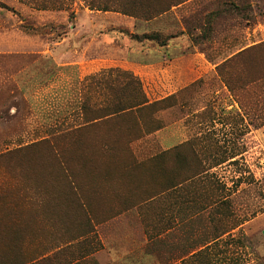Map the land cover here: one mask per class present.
<instances>
[{
	"label": "rangeland",
	"instance_id": "obj_1",
	"mask_svg": "<svg viewBox=\"0 0 264 264\" xmlns=\"http://www.w3.org/2000/svg\"><path fill=\"white\" fill-rule=\"evenodd\" d=\"M119 2L0 0V264H264V55L222 68L235 92L218 68L264 42V0ZM112 68L157 104L82 127Z\"/></svg>",
	"mask_w": 264,
	"mask_h": 264
},
{
	"label": "trees",
	"instance_id": "obj_2",
	"mask_svg": "<svg viewBox=\"0 0 264 264\" xmlns=\"http://www.w3.org/2000/svg\"><path fill=\"white\" fill-rule=\"evenodd\" d=\"M126 1L122 0V3L119 2L118 4L119 11L122 14L149 21L188 0H130L129 5H124ZM89 6L92 10L107 11L106 7L95 6L93 2ZM259 54L264 55V42L239 52L218 67H221L220 76L231 92H235L238 86L231 81V76H225L221 72L223 71L222 68H226L228 65H240L244 62L245 56L252 55L254 58H258ZM87 81L83 87L84 97L77 112V115L79 114L82 117V127L93 122L126 116L129 113L139 115L156 103H150L141 81L129 71L112 68L106 70L100 77L92 76ZM249 82L264 85V69L254 75ZM97 114L100 115L97 116ZM92 115L94 116L91 118ZM57 128L50 129L49 135L51 138L42 141L50 142L54 149L58 147L60 139L67 135Z\"/></svg>",
	"mask_w": 264,
	"mask_h": 264
},
{
	"label": "crops",
	"instance_id": "obj_3",
	"mask_svg": "<svg viewBox=\"0 0 264 264\" xmlns=\"http://www.w3.org/2000/svg\"><path fill=\"white\" fill-rule=\"evenodd\" d=\"M253 44V43H252ZM201 62V61H200ZM170 63H175V61H173V62H170ZM197 63H199V62H197ZM172 65H168V66H162L161 68L162 69H164V71H168L169 69H170V67H171ZM142 69V68H141ZM139 76L141 77V79H143V78H148V76H147V74L146 73H144V71H143V69L140 71V74H139ZM172 133V134H171ZM170 133V136H172V137H174V138H176L177 136H176V132H174V131H172Z\"/></svg>",
	"mask_w": 264,
	"mask_h": 264
}]
</instances>
